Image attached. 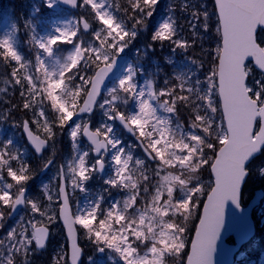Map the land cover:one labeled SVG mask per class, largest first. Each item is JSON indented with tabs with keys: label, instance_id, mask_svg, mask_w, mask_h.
I'll use <instances>...</instances> for the list:
<instances>
[{
	"label": "snow or ice",
	"instance_id": "obj_1",
	"mask_svg": "<svg viewBox=\"0 0 264 264\" xmlns=\"http://www.w3.org/2000/svg\"><path fill=\"white\" fill-rule=\"evenodd\" d=\"M43 3L47 9L58 4L83 9L101 27L96 31L85 16L55 28L46 38L37 37L32 28L30 42L37 49L34 63L26 62L14 46L18 25L0 40L2 63L11 69L4 83L18 87L21 98L14 107L23 112L24 119L15 126L27 134L36 153L44 152L49 142L54 146L58 130L67 129L76 152L67 170H58L55 196L45 186V203L26 196L32 170L18 151L12 150V141L0 144V229L5 209L10 215L23 205L32 213L19 231L12 229L0 239V248L7 249L0 264H28L29 252L44 249L49 236L44 220L48 224L63 222L67 239L72 241L70 264H80L83 255L78 233L96 252L117 254L122 264H215L214 254L225 229V208L229 204L241 207L249 166L264 155V0H213L211 14L206 5L202 11L192 10L197 23L189 25L191 41L180 34L181 25L172 16L164 20L151 38L161 46L167 42L173 51L189 52L199 35L197 27L212 30L213 15L217 43L208 54L211 66L203 81L177 75V84L166 80L168 86L159 91L151 82L146 90L138 89L137 72L132 67L118 82H112L117 59L136 31L106 10L112 7L108 0ZM158 3L128 0L129 8L124 11L130 9L133 25L143 27ZM184 11H188L187 5ZM81 24L83 33L94 36L92 42L80 38ZM24 26L29 28V22ZM61 45L71 46L63 57L56 55ZM198 66L203 68V62ZM6 92L7 88H0V93ZM130 99L137 108L131 114L121 110ZM97 109L105 122L94 127L90 121ZM158 111L167 115L162 117ZM181 111L187 115V131L179 118ZM12 115L9 109L8 116L0 119ZM116 121L137 137L145 159L133 161V156L126 154L112 126ZM33 125L41 127L44 139L33 134ZM82 137L91 147L81 153L78 145ZM90 153H94L91 163ZM109 153L115 175L105 183L126 191L127 197L108 208L103 207L101 197L74 212L69 187L73 193L84 192L93 175L104 170ZM52 163L48 158L43 167ZM205 171L210 176L207 184ZM190 224L194 238L189 240ZM141 245L146 248L143 254ZM63 260L69 264L68 253L63 254Z\"/></svg>",
	"mask_w": 264,
	"mask_h": 264
},
{
	"label": "trees",
	"instance_id": "obj_2",
	"mask_svg": "<svg viewBox=\"0 0 264 264\" xmlns=\"http://www.w3.org/2000/svg\"><path fill=\"white\" fill-rule=\"evenodd\" d=\"M7 1V0H5ZM10 5L9 20L12 22L17 19L19 29L21 30V41L24 40V32L28 33L31 27L25 28V22H34L43 18L39 16L40 11L36 14L34 18H30V0H8ZM4 3L0 0V4ZM108 3L112 5L110 8L112 14L116 19L122 22L129 29L135 28L136 36L134 39L130 40L127 46V52L133 67L138 69L140 77L144 80L146 84L152 83L153 88L157 91L165 89L168 85H165V81H169L171 85H175L178 81L175 80L177 75L190 76L193 81L199 78L203 81L208 74V70L211 66V61L209 60V52H213L217 43V38L215 35V16H212L213 28L211 31L205 32L199 27L197 31L199 33L198 37L195 39L194 47L187 53L180 51L179 49L173 51V47L169 43H165L163 46L160 43L152 41V35L159 28V24L167 20L169 16H172L179 25L180 34L185 38L192 40V30L189 27L191 24H196L197 22L192 19L191 12L194 9L199 8L200 11L203 10L202 6L206 5L208 12L211 14L213 12L211 0H159L156 5L152 17L147 19L146 26L133 25L131 17L134 13L129 9L127 13L124 9L129 8L128 0H108ZM187 5L188 11H184V7ZM119 8V10H117ZM3 14L0 9V17ZM96 31L97 27H94ZM31 40L30 33L28 34ZM85 42H92L94 36L81 35ZM98 43V42H97ZM62 50H66L68 46H61ZM2 51V50H0ZM197 61L196 64L192 63V60ZM27 62V61H26ZM203 62V68L198 65ZM11 69L2 63V57H0V80L2 78H9V73ZM10 90L16 91L7 96H0V116H8L9 109H12L13 115L9 116L7 119H0V144L6 143L8 140L12 141V150L19 153L21 159L29 165L32 170V178L28 182L27 186L30 187L29 199L38 200V193L35 191V180L38 171L41 167L40 161L37 160L31 152L25 147L20 135L18 127L15 126L24 119L23 112H16L15 105L20 102L19 91L16 88H11ZM1 95V94H0ZM162 116L167 114L159 111ZM29 116H31L29 114ZM179 118L182 123L185 124V130L187 131V115L184 111L179 113ZM173 123H175L176 117L172 116ZM58 130V144L64 161L70 158V140L68 135ZM142 158V157H141ZM143 159V158H142ZM15 164V162H13ZM6 175V173H5ZM8 182L10 178H6ZM204 183L207 184L209 181L208 172L205 171L203 174ZM14 183V182H13ZM2 188V184H0ZM14 191V189H13ZM121 199V198H120ZM5 220L3 221L4 227L0 229V237L8 225L7 214L8 210L5 209ZM167 219V218H165ZM190 231L187 235V239L193 232V225H189ZM80 243L85 247V256L83 264H94L88 261L89 254H93L94 246L90 244L83 235L79 234ZM146 249L143 245H141ZM264 254V225L262 228L257 229V233L252 241H250L242 250V260L236 264H255L257 257Z\"/></svg>",
	"mask_w": 264,
	"mask_h": 264
},
{
	"label": "rangeland",
	"instance_id": "obj_3",
	"mask_svg": "<svg viewBox=\"0 0 264 264\" xmlns=\"http://www.w3.org/2000/svg\"><path fill=\"white\" fill-rule=\"evenodd\" d=\"M33 1L35 3H39V2L43 3V0H33ZM65 24H70L69 18H65V19L60 20V21H55L51 25L50 31L47 30L46 32L42 33L39 37H45L46 38L48 35L54 34L55 28L63 27ZM0 29L2 32L5 31V26H4L3 20H0ZM31 46L33 48L32 55L35 59L37 49L32 45V43H31ZM63 46L66 47V45H63ZM128 68H129V66L126 65L123 68V70L121 71V73L118 75V77L113 82H118V79L127 73ZM256 79L259 80L260 76L257 75ZM136 83H137L138 89H144V87H142V85L140 83H138L137 81H136ZM111 86H112V84L109 87H111ZM4 88H6V87L4 86ZM106 94H107V92L105 91V95ZM121 110L131 114V113H135L137 111V108H136L135 102L130 99L129 103L127 105H121ZM104 122H105V118L103 119L102 123H104ZM42 123H43V121H41V124ZM108 123H110V122H108ZM35 128L40 129L41 134L45 136V133L42 131L41 127L35 125ZM115 135H116V133H115ZM116 137H117V139H119V137L117 135H116ZM121 146L125 149L126 154H131V151H132L131 146H124L122 143H121ZM75 156H76V152H75ZM48 158H50V152H48L44 157L45 160H47ZM92 159L93 158L90 155L89 161L92 162ZM105 161H106V163H105L104 171L102 173H97V174L93 175V177L88 182H92L93 180H95V182H97V184L103 185V184H106L105 183L106 180H108L109 178H111L112 176L115 175V170H114V166H113L112 159H111V153H109L105 157ZM249 167H250L251 171H250V174L248 176V180H247V182L243 188L242 199H241V204L243 206L249 200V198L251 197L252 192L254 190L260 189L264 192V175L261 174V171L264 170V155H261L259 157V159L252 162ZM57 177H58V167H57V165L54 164V166L52 167V169L49 172V177H46L48 179L45 178V180H43L39 186V190L44 193L43 195L45 198V200H44L45 203H47L45 186H47V191H50L54 196V193L52 192V185L50 183L51 186L49 189L48 182H50L51 179L57 178ZM99 181H102V182H99ZM76 192L78 193L79 191L77 190ZM72 193L73 192L71 190V187H69V194L71 195ZM88 206H89V204L86 203L84 199H82L77 206H74V208L72 210L75 212L78 209L83 210L85 207H88ZM31 216H32V213L30 212V210L25 209L24 211L20 212L19 215L17 216V218L12 223H10V225L5 229V231L2 234V236L0 237V239H4V237L7 235L8 231H10L12 229H16L17 231H19L21 224L27 223V221L29 220V218ZM252 216H253V219L255 220V222L258 223L260 226H262L264 224V199L262 200L260 205L253 211ZM36 219L41 220L42 218L37 216ZM44 224L47 225V227H50V229H51V239H50L48 245L45 247L46 250L42 255L37 256V254H36L37 252L35 250L29 252V254L27 256L28 264H56V261L58 258H60V264H64L63 254L65 252L63 250L64 246L60 242L61 232L59 231L57 221H55L51 224H48L47 220H44ZM142 250H143V252L141 254H143L146 251L143 247H142ZM6 251H7L6 246L4 248H0V258L5 257ZM257 260H258V264H264V256L257 257ZM88 261H91L94 264H122V261L117 256V254L109 253L108 251H106L105 253H101V255L99 257H96L94 259L92 258V254H89Z\"/></svg>",
	"mask_w": 264,
	"mask_h": 264
},
{
	"label": "water",
	"instance_id": "obj_4",
	"mask_svg": "<svg viewBox=\"0 0 264 264\" xmlns=\"http://www.w3.org/2000/svg\"><path fill=\"white\" fill-rule=\"evenodd\" d=\"M63 5V4H60ZM65 6V5H64ZM71 8L70 6H67ZM122 64V59H117V66L114 68V73L116 74L119 67ZM254 66V65H253ZM26 138L29 142L27 134L25 133ZM30 143V142H29ZM44 172V171H43ZM261 192H255L253 198L249 201L248 205L245 208H235L231 204L227 205L225 208V229L222 232L221 240L218 242L217 251L214 254L215 264H230L232 262V256L237 252L239 247L246 243L254 233L253 222L250 218L251 210L258 204L261 199ZM19 206L16 210L11 213L10 219H12L17 212ZM64 234L67 240V253L70 264V252H71V243L72 241L67 239V230L63 226V222L60 221ZM246 233V235H244ZM230 235L233 236L234 246H229L225 244V239ZM194 238V234L192 236ZM41 250V249H37ZM101 253L98 252V255Z\"/></svg>",
	"mask_w": 264,
	"mask_h": 264
}]
</instances>
